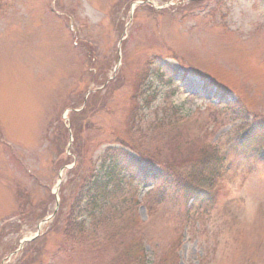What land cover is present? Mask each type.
Segmentation results:
<instances>
[{"label": "rangeland", "instance_id": "1", "mask_svg": "<svg viewBox=\"0 0 264 264\" xmlns=\"http://www.w3.org/2000/svg\"><path fill=\"white\" fill-rule=\"evenodd\" d=\"M83 3L0 0V139L24 162L21 169L0 144V264H119L106 242L115 230L104 218L82 233L70 224L85 179L91 171L100 175L107 147L124 148L125 142L137 145L136 155L125 154L146 153L157 169L152 175L174 182L197 170L196 184L218 174L219 164L205 157L209 150L236 164L229 163L228 178L217 177L219 203L199 221L193 211L182 226L176 223L174 212H166L173 208L159 205L168 193L156 204L145 197L148 209L141 205L127 217V243L137 245L122 264H173L176 258L179 264H264V168L228 157L240 123L218 101L241 98L249 112L264 116V22L246 35L233 31L222 11L227 0H204L201 7L192 0H88L103 15L102 23L91 25L80 15ZM251 4L264 9V0ZM124 41L125 73L110 85ZM198 74L213 82L204 84ZM87 95L94 96L86 104ZM210 104L219 105L205 110ZM214 118L220 129L212 134L206 124L216 128ZM123 176L113 182L122 199L138 195L142 201L161 185H144L128 171ZM248 199L257 205L251 218ZM182 204L178 198L174 210ZM49 215L42 235L21 246ZM147 239L160 248L158 258Z\"/></svg>", "mask_w": 264, "mask_h": 264}, {"label": "trees", "instance_id": "2", "mask_svg": "<svg viewBox=\"0 0 264 264\" xmlns=\"http://www.w3.org/2000/svg\"><path fill=\"white\" fill-rule=\"evenodd\" d=\"M86 48V47H85ZM89 50V49H88ZM87 51V48H86ZM229 110H232L236 116H239L241 119H243L245 122H247V130L244 131L240 137H239V143L241 147H244L248 144L249 139L251 138L252 134L256 130L264 129V123L261 125H257L255 122L249 123L247 118V112L243 110V107L239 104H229L228 105ZM157 122H164V119H158ZM125 145H129V143H125ZM137 145L132 144L130 148L136 149ZM140 160L133 158L131 156H127L123 150L120 149H109L106 153V156L103 160V168L105 170V175L102 178H99L96 176V174L92 171V177L90 180L84 182V190L79 198L78 205H77V212L78 215L83 217L85 214H88L90 219L95 220L97 211H103L106 207L105 199L109 196L113 195L109 192V186L110 184L116 180L120 179V172L119 170L121 168H135L138 171L143 170L146 173H150L153 171V169L146 166V163L149 161L147 158V154H140ZM213 156H209V159H212ZM156 158H151V160H154ZM140 164L139 166L137 165ZM142 171V172H143ZM181 178V177H180ZM204 180V179H203ZM170 182V180L168 179ZM166 185V181H164ZM212 183V179L208 180L206 184ZM178 187H181V189L184 190V192H190L189 199H191L193 186L190 185L189 182L182 181L180 185H177ZM199 192V189L196 190L193 194V197H197ZM110 210L112 211V221H115L117 218V214L121 212L122 214L126 213V209H124L121 206H111ZM83 220H86V217L82 218ZM74 220V219H73ZM76 221V220H75ZM74 226H77L80 230L84 229L85 222H79L77 224H74ZM129 256L128 251L122 252L119 257H125Z\"/></svg>", "mask_w": 264, "mask_h": 264}, {"label": "clouds", "instance_id": "3", "mask_svg": "<svg viewBox=\"0 0 264 264\" xmlns=\"http://www.w3.org/2000/svg\"><path fill=\"white\" fill-rule=\"evenodd\" d=\"M222 11L226 14L225 23L233 31L246 35L254 30L258 23L264 22V9H254L251 0H227ZM80 15L87 19L91 25L102 23L103 15L94 5L84 0ZM227 187L232 188L228 184ZM247 215L251 218L257 208V205L248 199L245 201Z\"/></svg>", "mask_w": 264, "mask_h": 264}]
</instances>
